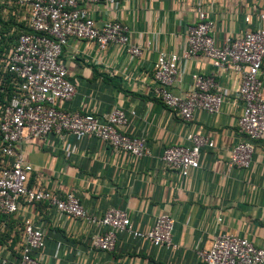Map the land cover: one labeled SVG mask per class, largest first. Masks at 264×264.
Segmentation results:
<instances>
[{
    "label": "crops",
    "instance_id": "1",
    "mask_svg": "<svg viewBox=\"0 0 264 264\" xmlns=\"http://www.w3.org/2000/svg\"><path fill=\"white\" fill-rule=\"evenodd\" d=\"M113 4L82 3L97 25L119 20L130 26L131 43L143 52L132 56L127 47L110 44L101 49L93 41L71 40L60 60L76 87L69 102L60 108L104 116L116 108L135 111L120 127L145 138L150 154L136 157L116 152L97 137L74 136L23 141L21 150L34 170L30 184L39 183L61 193L73 191L97 217L111 207L126 210L134 226L149 230L158 216L175 218L176 248L156 247L149 242L119 235L113 251L91 245L96 225L66 219L46 202L25 205L18 213L0 215V264H18L23 218L31 216L46 227L42 264H205L198 251L212 246L214 238L230 232L264 247V138L255 142L251 166L229 167L231 150L246 137L238 129L242 104L237 97L240 76L218 68L196 55L182 59L173 91L184 93L192 85L191 74H213L226 95L216 114L196 111L183 120L157 95L154 65L160 52L181 54L187 48L188 29L205 11L215 22L216 42L263 24L264 0H116ZM249 17V20H246ZM264 75V63L262 66ZM193 134L214 142L201 151V167L187 176L168 169L162 159L173 144H191Z\"/></svg>",
    "mask_w": 264,
    "mask_h": 264
},
{
    "label": "built area",
    "instance_id": "2",
    "mask_svg": "<svg viewBox=\"0 0 264 264\" xmlns=\"http://www.w3.org/2000/svg\"><path fill=\"white\" fill-rule=\"evenodd\" d=\"M106 1L118 4L116 0ZM90 2L102 0H0V215L10 216L25 205L46 202L66 219L96 225L98 230L91 236L95 249L113 251L119 235L124 234L156 247L176 248L175 218L171 214L158 216L153 226L144 231L134 226L129 213L122 208L111 207L97 217L73 191L63 194L39 183L30 184L34 167L26 160L21 145L31 138L47 140L51 134L62 138L72 135L77 140L97 137L116 152L136 157L150 154L145 138L120 129L135 111L116 108L99 116L59 107L61 101L69 102L76 94L60 60L63 48L71 40L93 41L101 49L110 44L124 45L132 56L143 52L139 45L131 43L129 25L119 20L97 25L82 6ZM259 17L263 21L261 26L246 30L239 37L228 36L219 44L213 35L215 22L200 11L198 22L188 29L183 53L160 52L154 65L157 95L186 121L192 120L198 110L218 113L226 95L213 74L197 71L191 74L192 85L187 91L174 92L182 59L203 55L214 66L240 76L236 94L242 113L238 129L246 139L232 148L231 168L248 169L255 142L264 138V12ZM190 140L189 145L168 146L162 156L168 169L183 176L201 167L203 147L214 146L202 134H193ZM46 237V227L25 215L18 264H42L39 251L45 247ZM198 256L205 264H264V247L247 237L225 232L214 238L210 248L199 250Z\"/></svg>",
    "mask_w": 264,
    "mask_h": 264
}]
</instances>
